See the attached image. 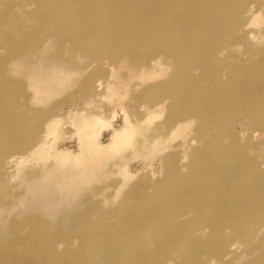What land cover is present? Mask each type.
<instances>
[{"label": "rangeland", "instance_id": "rangeland-1", "mask_svg": "<svg viewBox=\"0 0 264 264\" xmlns=\"http://www.w3.org/2000/svg\"><path fill=\"white\" fill-rule=\"evenodd\" d=\"M153 1L160 6L158 10L167 11L165 0ZM199 1L202 6L199 12L203 15L196 20L198 33L194 36L188 35L184 41L185 44L190 43L188 49H193L194 53L185 52L182 56L195 60L199 53L207 54L213 46L216 48L215 51L219 49L224 52L220 59L214 57V60L219 62L216 67L213 65L207 67L202 64L201 68L188 71L189 75L199 78L205 87H212L211 85L217 82V86L212 89L230 90L234 96H240L241 101L246 103L250 101V106L254 108L253 117L264 115V18L247 16L240 12L243 7L237 5L244 1V5L250 4L257 8L258 4L264 0H230L232 2L227 4H222L223 0ZM211 4L215 6L212 12H210ZM176 7V11L182 12L178 5ZM34 10L35 6L28 5L27 1L0 0V45L5 44L7 40L6 32L20 31L23 26L31 32L37 30L32 28L38 23L33 14ZM6 14L8 19L4 18ZM184 16L190 20L187 13ZM211 22L215 23L208 26L207 24ZM72 27L76 25L72 24ZM73 29L75 28L68 30L69 38ZM186 31L189 33L188 30ZM47 39H50L48 45L51 46L49 50L53 49L52 52L48 50L45 57L29 52L23 54L21 60L27 64L19 72L13 68L8 70L7 66L16 55L9 52V49L0 48V87H5L7 93L13 95L19 102L17 108H5L0 97V264H73L72 256L66 253L69 250L71 253L82 250L87 257H90V264H109L106 259L100 257L101 238L104 235L99 233L87 239L83 235V230L86 227L99 225L102 230L110 228L115 232L131 220L135 221L138 228H152L150 227L152 220L149 218L148 221L147 216L141 215L140 212L153 211L148 202L155 200L159 194L170 195L173 183L170 179L158 189L157 182L153 188L144 183L145 179L152 177L153 181H158L167 173L172 174L176 161L170 156L171 150H164L163 153L165 152L164 154L168 157L160 161H152L163 166V172L155 176L151 169L145 167L149 160L141 157L142 152L133 150L146 141H155V138L151 139L149 135L169 120L168 103L163 109H155L145 118L141 115L138 102L133 99L139 92L136 87L120 95L100 93L98 96H93L84 82L85 73H89L91 68L87 71L77 70V75H73L72 79L68 77L50 92L42 93L41 89L47 86L45 83H37L36 79L40 77L41 71L33 63L34 61L42 60L52 63L59 61L58 65L62 70H72V67L75 70L77 66L84 67L89 62L84 55L75 54L68 43L62 44L61 40L53 39L50 34ZM46 40L38 45H43ZM214 41L218 44L217 42L213 44ZM55 51H58L62 58L65 56L63 61L61 58H56L53 54ZM123 60L130 63V56L123 55L111 59L116 70L125 71L127 64L118 69ZM131 62L140 64L137 59H132ZM174 64L173 59L164 61L163 67L167 70L162 76L163 79H169L175 67ZM187 69L189 67L183 68V70ZM238 69L240 72L237 71ZM218 82L221 84L223 82L224 87L219 86ZM197 84L193 82L192 86L196 87ZM192 93L197 101L212 98L210 91H192ZM122 97H125L122 106L127 105L126 109H122L123 113L120 112L121 109L115 111L112 107L113 100L119 98L120 102ZM131 100L137 105L131 106ZM148 104L153 103L148 102ZM5 116L11 122H28L25 135L20 136L21 132L9 130L7 120H3ZM218 116L219 118L212 120L216 121L214 124L211 123L205 127L207 137L204 142L215 143L214 153L220 151L230 153L234 150L246 149V156L251 160L248 162L253 163L255 167L254 172L253 168L245 170L246 182H251L250 180L254 182L258 179L264 181V130L260 128L247 137L245 132L250 129L251 124L249 116L245 113V107L243 111L241 105L233 113L234 122L229 121L230 124L223 114ZM19 118L22 121L18 120ZM90 121L96 125L93 127L94 131L92 128L90 131L96 130L95 133H99L103 143L107 144L111 136L110 123H128L129 126L128 138L124 142L115 144L114 148L108 151L109 155L95 164H93L95 159L88 153L78 159L75 158L78 157V148H80L78 137H74L69 143L64 134L61 136L58 133L61 126L73 127V130H76L81 124L91 123ZM202 122L203 120L193 119L189 127L185 129L186 133L198 131ZM47 125H51L52 134L46 138L32 129V127L43 129ZM256 133L258 139L254 141L252 135ZM37 138L41 140L39 145L41 144L42 152L34 156L36 145L27 141ZM38 139L33 142H39ZM6 142H16L21 145V148L13 152L16 153L17 158L11 162L6 160L8 156ZM196 146L198 148L193 157L198 155L202 147L198 144ZM56 148L63 151L70 148L68 151L73 150V156L66 161L59 160L55 157ZM237 163L242 165L243 162L238 160L234 164ZM127 167L130 170L134 168L138 170V175L130 177L125 171ZM190 167L191 163L188 164L187 169L179 164L180 171L174 175L179 176L183 187L187 184L201 187L207 183L200 178L199 173L192 175L195 181L185 180L187 175L192 173L189 172ZM228 169L229 166L221 170L217 168L206 170L205 174L211 176L223 173L226 176ZM218 180L219 178L210 181L216 183ZM238 187L240 195H251L252 200H257L254 199L256 192L251 191L245 184L240 183ZM215 188L208 185L205 194H195L202 205L199 214H194L193 210L186 207L179 214L174 213L175 216L167 221L169 228L176 232H173L174 234L169 236L165 243L166 249L161 251L164 255L160 257L161 261L159 259L160 264H191L193 258L200 254L202 255L199 262L196 261L193 264H264L262 259L264 228L247 230L245 225L243 229L229 228L231 223L217 217L219 212L229 211L226 206L223 204L220 206L222 210H213L208 204L209 198L215 196L217 191ZM235 193L239 195L236 190ZM191 199V195L187 194L184 201L189 203ZM199 200H193L190 208L200 207ZM130 202L144 206L139 211L132 207ZM226 203L230 204L229 201ZM94 204H99L98 210H89ZM110 209L111 211H108ZM252 218L254 217L249 216V220ZM218 219L223 222L224 228L220 231L221 238L211 236L213 231L209 227H203L209 221ZM261 221L264 222V218ZM183 223H190V225L185 227ZM151 232L139 231V236L145 237V245L149 248L155 247ZM24 234H32V237L24 241L19 240L18 238ZM37 245H42L43 251H38ZM203 245L206 246L205 250Z\"/></svg>", "mask_w": 264, "mask_h": 264}, {"label": "bare ground", "instance_id": "bare-ground-1", "mask_svg": "<svg viewBox=\"0 0 264 264\" xmlns=\"http://www.w3.org/2000/svg\"><path fill=\"white\" fill-rule=\"evenodd\" d=\"M23 1H27V4L30 6H35L33 14L38 23L32 26V28L37 30L31 32L30 29L23 26L20 28V31L6 32L7 40L5 44L0 45V48L9 49V52L16 55L7 64L8 70L11 68L16 69L17 72L23 70L27 63L21 60V56L27 52L39 54L43 57L49 51L52 52L53 49L49 50L51 46L48 45L50 44V39H47L50 34L53 39L61 40L62 44L68 43L71 45L75 54L84 55L89 62L84 67L77 66L78 69L75 67V70L73 67L72 70H62L59 68V61L53 63L43 62L42 60L34 61L33 63L41 71L40 77L36 79L38 81L37 83H45L47 86L45 87L46 89H41L42 93L50 92L51 89L62 84L68 77L72 79L73 75H77V70L87 71L91 68L92 70L89 73H85L84 82L93 96H98L100 93L120 95L129 90L132 91L136 87V90L139 92L133 99L138 102L141 115L145 118L155 109H163L168 103L169 120L156 129V132L149 135L151 139L155 138V141H146L133 151L142 152L141 157L149 160L145 167L151 169L152 174L156 176L163 172V166L157 165L156 162L152 163V161L163 160L164 157H168L163 151L171 150L170 156L176 161L174 172L172 174L167 173L158 179V181H153L152 177H148L144 182L153 186V188L157 182V188L160 189L164 185V182H169L171 179V183H173L171 194L166 196L159 194L155 200L148 202L153 211L149 213L140 212L141 215L147 216L148 221L149 218L152 220L151 229L149 227L146 229L144 227H136L137 225L134 220L128 221L124 227L115 232L111 231L110 228L102 230L99 225L86 227L83 230V235L87 239L99 233L104 235L101 238V258L106 259L109 264H160V257L164 255L161 251L166 249L165 243L169 236L176 232V230L173 231L169 228L167 221L175 216L174 213L179 214L186 207L193 210L194 214H199L202 205L199 197H195V194H205L208 185L216 187L215 190H217L215 196L209 198L208 204L213 210H222L220 206L223 204L226 206L229 211L219 212L217 217L227 220L229 224L231 223L229 228L239 227V229H243L244 225L247 230H261L264 228V222L261 221L264 218V181L258 179L259 181L255 180L252 182L249 179L251 182H246L247 180L245 179H247V176H245V170L247 168H253L254 172L255 168L253 163H250L251 160L246 156V149L234 150L230 153L223 151L214 153L213 146L215 143L210 144V141L204 142L207 137L205 136V127L211 123L214 124L216 121L213 122L212 120L219 118L218 115L222 114L228 123L229 121L234 122L233 113L237 111L239 105L243 107V111L245 107V113L249 116L251 125H249L250 129L245 132L248 135L247 137L260 128L264 130V115L253 117L254 108L250 106V101L248 103L241 101L240 96H234L230 90L217 91L212 89L217 86V82L211 85L212 87L208 85V87H205L199 78L189 75L188 71L197 69L198 67L201 68L203 65L207 67L213 65V67H216V64L219 62L215 61L214 57L216 56L220 59L219 57L223 56L224 52V50L219 49L215 51L216 48L213 46L209 49V53H199L195 60H189L187 57L182 56L185 52L194 53L193 49H188L190 43L185 44L184 41L188 35L194 36L198 33L196 20H198L200 15H203L199 12V8H202L199 0H165L167 11L164 10V12H161V9L158 10L160 6L153 0ZM229 2L232 1L223 0L222 4ZM243 2L237 4L243 7L240 12L247 16L251 15L255 18H264V2L259 3L257 8L250 4L244 5ZM177 5L182 9V12L176 11L177 7L175 8V6ZM214 7L211 4L210 12L213 11ZM183 12L185 13L183 14ZM186 13L190 20H187V17L184 16ZM206 14L208 15V13ZM4 18L8 19V14ZM214 23L211 22L207 25L210 26ZM72 24H75L76 27H72ZM71 28L75 29L71 31V38H69L68 30ZM43 40H46V42L43 45H38ZM216 42L214 41L213 44H216ZM184 45L186 46L183 47ZM53 54L56 55V58H61L62 61L64 60L65 56L62 58L58 51H55ZM123 55L130 56V63L123 60L118 67L120 69L127 64L124 72L116 70L114 63L111 61V59ZM132 59H137L140 64L136 65L137 63L131 62ZM169 59H173L175 67L169 79H163L164 77L162 76L166 74L165 70H167L166 67H163V64L164 61ZM251 63L253 64V62ZM184 67H189V69L183 70ZM193 82L198 83L196 87L192 86ZM218 85L224 87L223 82L222 84L218 82ZM192 91H210L212 98L197 101ZM0 97L5 108H17L19 106V102L13 95L7 93L5 87H0ZM124 99L125 97H122L120 102L119 98L113 100L112 107L115 111L121 109L120 112H124L122 109H126L127 106H122ZM148 102H152L153 104L149 105ZM136 105V102L131 100V106ZM6 117H3V120ZM193 119L203 120L202 125L198 131L191 132L190 134L186 133L187 131L185 129L189 127ZM6 120L9 125L7 127L9 130L13 129L17 133L21 132L22 134L20 136L25 135V132L28 130V122L22 123L18 121L11 122L9 119ZM18 120L22 121L21 118ZM50 126L47 125L43 129L32 127V129L37 130L41 134V137L46 138L52 134ZM93 127H96V125L92 122L83 123L76 130H73V127L61 126L60 132L58 133L61 136L64 134L65 139L69 143L74 137H78V147L80 148H78V157L75 158L78 159L80 156L88 153L90 157L95 159L93 163L95 164L108 156V151L112 147L114 148L115 144L121 141L124 142L128 138L129 126L128 123H110L111 136L108 144L106 142V144L103 143L104 141H102L100 134L95 133L96 130L95 132L90 131V128L94 131ZM252 137L254 141L258 139L257 133L252 135ZM35 140L27 141L28 143L36 145L35 152H33L34 156L42 152L41 144L39 145L41 140L38 139V141L40 140L39 142H33ZM196 144L202 147L198 155L193 157L198 148ZM6 148L8 152L6 160H8L7 162H11L17 158L16 153L13 152L21 148V145L16 144V142H6ZM66 150L63 151L56 148L55 157L62 161L70 159L73 156V150H71L72 152L68 151L70 148ZM247 153L249 154V151ZM243 158L244 160H242ZM238 160L243 162L242 165L240 163L234 164ZM189 163H191L189 172L192 173L188 174L185 180L195 181L192 175L199 173L200 178L206 180L207 183H204L201 187L192 184H187L186 187L182 186L183 182L179 179V176L174 175L180 171L178 168L179 164L187 169ZM227 166H229V169L226 176L223 173H217L211 176L205 174L206 170H214L216 168L221 170ZM134 169L130 170L127 167L125 171L128 172L130 177H135L138 175V170ZM216 178H219L216 183L210 181ZM240 183L245 184L251 191L256 192L254 197V199H257L256 201L252 200L251 195H240V188L238 187ZM235 190L240 196L235 193ZM187 194L192 197L189 203H185L184 201ZM193 200H199L200 207H197V209L190 208ZM204 200L206 199L204 198ZM227 201L231 205L227 204ZM130 205L139 211L144 206L138 205L136 202H130ZM156 206L157 208H155ZM98 208L99 204H94L89 210L97 211ZM108 211H111V209ZM249 216L254 218L249 220ZM182 225L188 227L190 223H183ZM205 226L213 231L211 236L221 238L220 231L224 229L221 220H211L203 227ZM141 230H146V233L152 231L151 235L155 247H146L145 237L139 236V231ZM30 236L32 237V234H24V236H20L18 239L24 241ZM41 246L37 245L38 251H43ZM202 247L204 250L206 249L205 245ZM66 253L72 256L73 264H90V257H87L82 250L73 252L74 254L71 253V250ZM201 255L195 256L191 264L198 261ZM262 259L264 260V255Z\"/></svg>", "mask_w": 264, "mask_h": 264}]
</instances>
